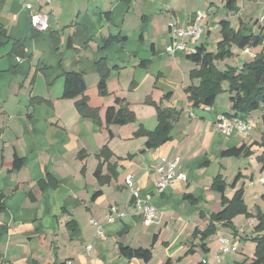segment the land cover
I'll return each instance as SVG.
<instances>
[{"label":"crops","instance_id":"1","mask_svg":"<svg viewBox=\"0 0 264 264\" xmlns=\"http://www.w3.org/2000/svg\"><path fill=\"white\" fill-rule=\"evenodd\" d=\"M196 1L53 0L41 9L49 16L50 28L36 32L30 18L40 10L37 5L0 0V200L4 207L0 211V264L252 262L256 244L249 239L257 226L255 218H234L236 236L219 224L205 249L193 234L196 229L206 230L209 215L222 210L221 194L211 189L218 175L227 183V198L243 187L249 212L264 211V188L255 189L264 186L259 181L264 171L258 162L263 152L258 143L264 132V106L258 110L261 113L243 118L252 127L249 134L236 131L226 136L218 131L217 122L220 115L232 113L229 93L219 95L206 110L193 108L185 89L198 85L190 79L198 66L189 55L201 45L216 52L209 48L208 39L217 33V44L221 41L222 20L237 30L230 15L239 16L243 9L246 15L240 19L256 33L260 24L251 26L248 14L261 1L262 15L255 22L264 23V0H237V13L229 12L222 0H205V11L194 7ZM198 11L206 14L201 40L187 43L184 52L169 53L167 48L177 43L171 24L185 27ZM110 37L119 40L106 45ZM16 42L24 47L21 56L14 52L18 51L14 50ZM232 49L237 56H249ZM251 50L257 56L262 47ZM249 57L246 62L254 59ZM103 62L108 69L106 96L98 90V66ZM224 66L221 70L229 65ZM65 73L83 75L89 105L99 110L101 125L82 117L76 100L63 98ZM167 94L172 98L163 104L181 113L179 121L167 143L147 149V139L134 135L141 126L156 129L157 113L151 102L160 104ZM117 99L135 113L136 122L107 126V110L118 108ZM242 145L251 148L250 157L222 158L223 151ZM103 150L109 153L108 162L98 158ZM17 159L22 160L20 168L15 167ZM176 159V174L186 175L187 180L174 179L161 193L157 188L159 168ZM100 164L101 177L108 178L104 185L96 175ZM238 175L241 178L234 188ZM48 176L55 186L49 184ZM127 177L158 210L155 223L143 224L141 213L133 206ZM40 182L48 183L44 191ZM186 194L198 203L184 200ZM248 198L254 203L249 205ZM113 207L125 216L109 221ZM70 223L75 224L73 230ZM223 236L238 250L218 261ZM120 245L151 249L152 259L148 263L128 260L120 255ZM88 246H92L90 251ZM190 249L193 253L186 255Z\"/></svg>","mask_w":264,"mask_h":264},{"label":"trees","instance_id":"2","mask_svg":"<svg viewBox=\"0 0 264 264\" xmlns=\"http://www.w3.org/2000/svg\"><path fill=\"white\" fill-rule=\"evenodd\" d=\"M225 2V8L229 12L237 13V0H222ZM221 41L217 44L216 52H208L205 45L197 47L196 52L189 55V59L198 66L197 69L191 71L190 79L198 81V85H190L185 89L188 95V101L193 108L213 107L216 103L217 97L227 91L230 95V102L232 104V113L226 114L230 118H241L250 115L251 113L260 110L264 106V25L259 29V33H254L253 28L245 24L242 19H239V28L235 30L227 20H222L220 23ZM258 25V24H257ZM125 38L122 39V41ZM119 40L117 37H110L106 45ZM233 46L239 50L245 48L262 47L260 53L249 61L244 62L240 67L227 66L225 70L217 67V62H224L227 59H233L237 56L233 51ZM18 55H23L24 47L20 43L14 44V50ZM106 64L100 63L98 68L101 73V79L98 85V90L101 96L107 95L106 81L108 77V69ZM64 78V99H74L75 106L78 113L84 117L92 119L96 124L101 125L99 117V110L93 109L89 105L88 97L86 95V83L84 77L80 73H65ZM224 85H227V90H224ZM172 98V94L164 96L160 104L152 103L156 108L158 125L154 131H148L144 127H140L135 133V137H145L146 148L156 149L171 139V131L175 124L179 121L181 113L172 107L164 106L163 102H168ZM117 107H110L106 113V124L109 125H127L136 122V115L132 112L128 105L117 99ZM264 119V117H263ZM258 145L263 149L262 154L258 157V162L264 171V132L262 134L261 142ZM253 154L251 148L246 145L240 147H233L222 152V158H247ZM98 158H104L105 162L109 161V153L103 150ZM15 167L20 168L22 160L15 161ZM100 164L96 170V175L100 179V184L104 185L108 182V178L101 177ZM110 166V165H109ZM111 168V167H110ZM238 175L234 181L233 187L240 180ZM49 184L53 183L50 176H48ZM48 183L40 182L41 191H44ZM227 183L222 175H218L213 179L211 189L214 192L221 194L222 210L218 213H211L209 215V226L204 231L195 230L193 236L199 238L201 246L205 249V242L218 232V225L222 224L225 228L232 231L236 236L237 229L233 223V219L239 215L245 218H255L257 226L254 228V236L249 241L256 244L254 259L249 264H264V211L256 208L255 213H251L244 201V188L235 191L232 198H227L225 195ZM101 194L95 193L94 198ZM264 198V196H263ZM184 200L189 201L190 204L196 205L198 202L192 195H184ZM4 209L0 200V211ZM74 223L69 224V228L73 230ZM120 255L128 260L139 259L145 263L152 259V250L146 248L134 249L129 246L120 245ZM193 253L189 250L186 255ZM183 258H179L181 261ZM31 264H36L32 262ZM165 264H173L171 260Z\"/></svg>","mask_w":264,"mask_h":264},{"label":"built area","instance_id":"3","mask_svg":"<svg viewBox=\"0 0 264 264\" xmlns=\"http://www.w3.org/2000/svg\"><path fill=\"white\" fill-rule=\"evenodd\" d=\"M25 6L37 5L40 10L33 13L30 18L31 27L36 32H46L50 28L49 16L47 13L42 12L41 9L51 5L53 0H22ZM206 18V14L202 11H198L194 14L191 23L185 27L177 26L171 24V33L174 40L177 43L173 46H169L167 51L169 53H176L178 51H186L187 43H196L201 40L204 29L203 20ZM264 21V16L262 17ZM178 39V40H177ZM244 55H249L252 58L256 57V54L252 52L251 48H245ZM206 110H210V107H205ZM217 129L226 136L232 135L234 132L238 131L244 134H249L252 127L249 122L241 118H230L226 115H220L217 122ZM178 167V159L172 162H166L165 167L159 168L161 177L157 183L158 190L162 193L169 186V184L174 180L178 179L180 181H186V175L176 174V169ZM260 183L264 185V178H260ZM126 185L130 189L132 197L134 198L133 206L141 213V219L145 226H149L155 223L159 218V212L156 207L146 200H144L138 191L134 188L133 179L131 177L126 178ZM132 205L130 206V208ZM125 212H119L117 208H111V213L108 215V220L113 221L116 217L123 218ZM94 223V222H92ZM100 230V228H99ZM100 232V231H99ZM220 241V252L217 254L216 259L221 261V259L231 253L237 252L238 248L232 240L226 236L219 239ZM92 246H88L90 251Z\"/></svg>","mask_w":264,"mask_h":264},{"label":"rangeland","instance_id":"4","mask_svg":"<svg viewBox=\"0 0 264 264\" xmlns=\"http://www.w3.org/2000/svg\"><path fill=\"white\" fill-rule=\"evenodd\" d=\"M204 2H205V0H197L196 3H195V5H194V7L195 8H200L201 10L205 11L206 9H205V6H204ZM241 2H242V0H240V3ZM260 2H258L259 4H257L259 6H256V7L253 6L252 9H250L249 14H248V17L250 19L249 21H252L251 26H252V24L253 25L255 24V26L257 24L258 25L260 24L259 27H258V29H256V34L259 33L260 27L262 25H264V23H259L258 21L255 22L256 20L260 19L261 18V15H262L263 8L261 9ZM245 13L246 12L243 9L242 10V13L239 16H236L235 14L234 15H230V21L232 22L233 26H235V27L239 26V19L240 18L244 19L245 15H246ZM218 37L219 36H217V33H216L211 38L208 39L209 48L212 51H216V45H217V42L220 39V37L219 38ZM239 59L241 60L240 62L237 61ZM249 59H250L249 56L244 57L243 55L240 54L238 56H235L233 59H229V60L227 59L225 62H219L218 65H219V68L220 69H224V67H225L224 65H227L228 64V65L235 66L238 63L239 64L240 63H244V62L248 61ZM221 104L222 105H225L226 104V100L225 99H222ZM255 112H257V111H255ZM258 112L261 113V111H258ZM261 188H264V186L256 185V187H255V189H261ZM247 202L249 203V205H251L252 203H254L253 200H251L250 198L247 199ZM252 258H254V257H252ZM195 264H196V261H195Z\"/></svg>","mask_w":264,"mask_h":264}]
</instances>
